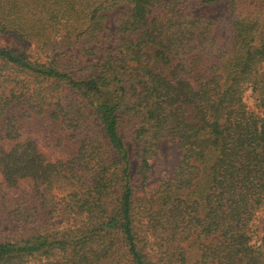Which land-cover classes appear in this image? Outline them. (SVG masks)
<instances>
[{
  "label": "trees",
  "instance_id": "16d2710c",
  "mask_svg": "<svg viewBox=\"0 0 264 264\" xmlns=\"http://www.w3.org/2000/svg\"><path fill=\"white\" fill-rule=\"evenodd\" d=\"M123 4L113 49L57 62L95 56L100 14ZM0 34L34 48H0V230L27 233L0 264H264V0H0ZM29 124L73 152L47 159ZM165 138L180 159L144 194Z\"/></svg>",
  "mask_w": 264,
  "mask_h": 264
},
{
  "label": "rangeland",
  "instance_id": "374dc122",
  "mask_svg": "<svg viewBox=\"0 0 264 264\" xmlns=\"http://www.w3.org/2000/svg\"><path fill=\"white\" fill-rule=\"evenodd\" d=\"M166 0H162V2H165ZM130 10V7L123 4L114 7L111 10H107L102 12V15L104 17V23L107 27L108 31L103 37L100 39L99 43L96 44L94 47H96L97 54L93 57H88L83 55L82 53H76L73 56H68L65 58H61V61H57L61 64H63L66 68V70L69 73H77L78 70H80L82 67L90 64H94L98 62V59L101 57V53H103L106 50L113 49V42L115 41L117 37V30H118V24L121 17H124L125 13H128ZM0 48L1 49H14L18 51L22 55H33V46L32 45H23L18 40L14 39L12 36H5L0 34ZM59 58L58 53L48 51L43 53L41 56L38 57L40 59V62H50L47 60L57 59ZM62 95L67 96L68 98H73L75 101L79 102L81 101L80 97L73 93L70 90H67L64 87H61L60 93ZM247 96H249V92L246 93ZM247 105L250 108L255 107L254 102L251 98L246 100ZM87 115L90 114V111H86ZM90 124V132L93 137H96L99 141L102 142L103 138L99 130L98 123H96L95 119L90 118L89 119ZM28 130L30 131V136L33 140L37 141V149L39 153L47 157V159L51 160L52 162L58 161V160H66L68 157L67 154H70L73 152V145L75 142L71 140V138L68 137V134L62 137L64 140V144H62V150L60 148H55V151H51L49 148H47L46 144L53 143L52 140L50 142H47V140L43 139V130L34 124H29L27 126ZM65 155H62V154ZM181 156V152L178 150L175 142H172L170 139L165 138L162 139L157 146V149L154 153V156H152V160L150 161V173H149V179L148 182L145 185V192L144 194L150 193L156 185L164 180H168L172 172L174 170L175 165L178 163ZM2 175L0 174V190L2 189ZM28 191L31 192V187L29 186V182L21 181L19 183V192ZM144 194L139 193L137 195L138 199H141ZM17 198L16 195H12V199H7L5 201V204L7 206H12L13 200L15 201ZM38 224L36 226V231L39 233H42L46 230H54L57 228H63L66 226L67 221L61 220V219H53L50 222L45 221H37ZM262 225H264V212L260 213L256 219L255 222V236L258 239L260 236V231L262 228ZM28 228H33L32 226ZM25 229V228H24ZM26 231V230H25ZM23 229H3L0 230V241L3 240H10L15 241L18 239H23L26 237L27 233H25Z\"/></svg>",
  "mask_w": 264,
  "mask_h": 264
}]
</instances>
